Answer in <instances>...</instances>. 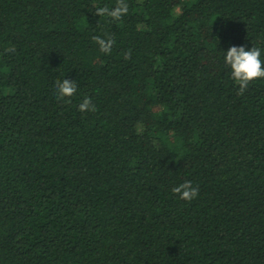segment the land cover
Here are the masks:
<instances>
[{
	"label": "trees",
	"instance_id": "16d2710c",
	"mask_svg": "<svg viewBox=\"0 0 264 264\" xmlns=\"http://www.w3.org/2000/svg\"><path fill=\"white\" fill-rule=\"evenodd\" d=\"M230 45L264 48V0H0V264H264V78Z\"/></svg>",
	"mask_w": 264,
	"mask_h": 264
},
{
	"label": "clouds",
	"instance_id": "9594fccd",
	"mask_svg": "<svg viewBox=\"0 0 264 264\" xmlns=\"http://www.w3.org/2000/svg\"><path fill=\"white\" fill-rule=\"evenodd\" d=\"M126 7L117 9L111 15L118 16L121 12H126ZM100 45V50L107 53L111 49L112 41L109 39L96 38ZM222 60L225 66L230 70L231 79L240 86V91L243 92L249 83L257 78H264V48L248 47L247 45H230L226 50H223ZM58 98L71 96L76 91L74 82L65 79L58 82L55 86ZM90 102L85 100L81 105V110L88 109ZM179 194V197L184 200H192L198 195V189L193 187L190 182H185L173 189Z\"/></svg>",
	"mask_w": 264,
	"mask_h": 264
}]
</instances>
